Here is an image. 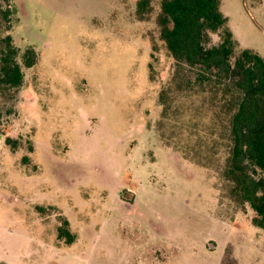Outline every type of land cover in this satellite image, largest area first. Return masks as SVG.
<instances>
[{"label":"rangeland","instance_id":"374dc122","mask_svg":"<svg viewBox=\"0 0 264 264\" xmlns=\"http://www.w3.org/2000/svg\"><path fill=\"white\" fill-rule=\"evenodd\" d=\"M141 1L0 0V37L39 58L0 92V264H264L223 175V92L176 64L163 0ZM220 9L237 52L264 57V0Z\"/></svg>","mask_w":264,"mask_h":264},{"label":"trees","instance_id":"16d2710c","mask_svg":"<svg viewBox=\"0 0 264 264\" xmlns=\"http://www.w3.org/2000/svg\"><path fill=\"white\" fill-rule=\"evenodd\" d=\"M146 4L147 0L140 2L141 7ZM220 8L221 0H163L161 37L176 64L190 67L199 85H215L223 92L219 98L215 91L230 114L229 156L223 175L231 196L256 213L253 225L264 229V57L251 49L237 52L228 18ZM2 12L10 21L11 11ZM215 33L221 35L219 43L212 41ZM38 59L34 48L21 54L11 35L0 37V92L14 99L24 84L23 67L33 68ZM8 142L17 147L16 142ZM68 224L64 221L59 228V238L73 244L76 237Z\"/></svg>","mask_w":264,"mask_h":264}]
</instances>
